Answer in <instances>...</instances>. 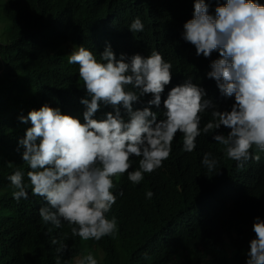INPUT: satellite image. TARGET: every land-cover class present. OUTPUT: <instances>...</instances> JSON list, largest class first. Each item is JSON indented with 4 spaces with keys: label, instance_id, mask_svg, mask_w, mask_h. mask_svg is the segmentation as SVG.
I'll list each match as a JSON object with an SVG mask.
<instances>
[{
    "label": "clouds",
    "instance_id": "9594fccd",
    "mask_svg": "<svg viewBox=\"0 0 264 264\" xmlns=\"http://www.w3.org/2000/svg\"><path fill=\"white\" fill-rule=\"evenodd\" d=\"M209 9L195 0L194 18L169 36L171 52L148 42L129 49L128 35L144 30L139 17L127 30L117 10L93 12L94 47L66 53L75 92L51 94L49 82L42 107L16 110L25 123L17 148L28 166L8 176L12 197L28 199L30 184L46 202L39 209L45 225L67 223L72 237L100 241L114 238L120 224L119 182L144 188L175 156L194 153L208 172L224 169L226 184L234 175L254 184L264 171V3L217 0L214 14ZM74 100L78 105H69ZM5 113L0 109V120ZM156 193L144 189L147 210ZM248 228L253 236L235 264H264V220L257 216ZM51 244L55 264H99L90 251L63 260L69 245L57 238Z\"/></svg>",
    "mask_w": 264,
    "mask_h": 264
},
{
    "label": "trees",
    "instance_id": "16d2710c",
    "mask_svg": "<svg viewBox=\"0 0 264 264\" xmlns=\"http://www.w3.org/2000/svg\"><path fill=\"white\" fill-rule=\"evenodd\" d=\"M206 2L214 14L217 0ZM194 3L0 0V109L7 111L0 120V264H55L57 246L51 244L53 238L69 245L63 260L90 251L99 264H235L247 250L253 236L248 226L257 216L264 220V171L254 184L234 175L231 185L224 182L228 178L224 169L208 172L194 153L186 158L175 156V162H166L161 173L147 180L144 188L119 182L123 195L114 194L121 199L117 206L120 224L117 222L114 238L105 236L100 241L72 237L67 223L59 229L45 225L39 214L45 200L33 196L31 185L25 184L29 197L17 202L8 180L17 169L25 174L28 166L22 159L24 148H17L25 123L14 118L16 110L42 107L49 82L51 94L75 92L70 78L74 69L66 53L80 44L94 47L88 30L97 20H87L93 12L117 10L127 30L139 17L144 30L128 35L129 49L148 42L171 52L169 36L176 33L182 20L194 18ZM63 4L70 8L65 9ZM187 58L196 64L197 59ZM70 112L78 114L75 109ZM201 151L200 145L198 154ZM146 188L157 192L149 202L150 210L141 199ZM168 222L170 226L166 227Z\"/></svg>",
    "mask_w": 264,
    "mask_h": 264
}]
</instances>
